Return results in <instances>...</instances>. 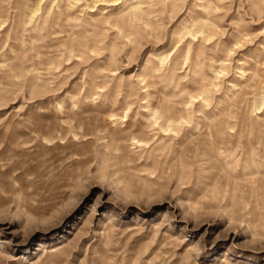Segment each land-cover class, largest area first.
<instances>
[{
    "label": "rangeland",
    "instance_id": "374dc122",
    "mask_svg": "<svg viewBox=\"0 0 264 264\" xmlns=\"http://www.w3.org/2000/svg\"><path fill=\"white\" fill-rule=\"evenodd\" d=\"M110 5L0 0V264H264V0Z\"/></svg>",
    "mask_w": 264,
    "mask_h": 264
},
{
    "label": "bare ground",
    "instance_id": "6f19581e",
    "mask_svg": "<svg viewBox=\"0 0 264 264\" xmlns=\"http://www.w3.org/2000/svg\"><path fill=\"white\" fill-rule=\"evenodd\" d=\"M101 1H103V2L108 1V2H110L111 5L115 4V2H116V0H97V2H101ZM199 2H201V1H199ZM201 6L203 8L202 13H204V14L206 13L207 14L210 11L209 10L210 6L207 3H201ZM41 8L42 7H40V6L37 7L36 9H34V8L32 9L31 8V14H32L31 15V22H32V18L35 17L40 10H42ZM202 25H203V27H205L204 28L205 29L204 30V33H205L204 38L207 41H210L211 40V33L209 32V24H208L207 20H203ZM186 34L188 36L197 38L198 31L193 26H191V27L187 28L185 35ZM199 36H200V34H199ZM180 42H181V40H179L175 44L176 45V53H177L176 55H179L180 52L183 49V45L184 44H182ZM207 44H210V43H207ZM193 49L196 50L197 48L195 47ZM195 54H196L195 55L196 58H195L194 62H195V64H197V63L201 62L202 58H201V53L200 52H197ZM159 58H160L159 61L162 63L160 65V67H161V66H163L164 61H163V57L162 56H160ZM189 58H190V53H188L186 55V59L188 60ZM174 59H175V63L173 62V64H171V69L172 70H175L176 67H177V56H175ZM240 64L243 65L245 63L243 61H241ZM156 69H158V67L153 69V72L151 73V76L156 78V79H160L161 75H158L156 73L157 72ZM195 69H196V65H195ZM225 70H226V63H221L220 68L219 69L218 68L215 69V73H216V75H220ZM240 70L243 71V68L241 67ZM246 72H247V70L243 71V73H246ZM217 77H220V76H216V78ZM212 84H213V86H217L216 83H212ZM150 86H152L150 84V82H147L146 87L150 88ZM232 87H235V85L232 84ZM147 94L149 96H151V91H148ZM208 96H209L208 92L206 90H204L203 92H201L198 95H191V100L193 99V101H195V102H200L199 98H202L204 101H208ZM146 99H148V98H146ZM145 107L148 108L147 117H149V119H151L152 125H154L157 129H159V131L162 133V135H168V136L169 135H173V134L179 132L181 129H183L184 126H187L188 123L190 122L187 117L177 116V115L174 114V110L176 109V105L173 102L165 103V102H162V101L160 102V100L158 98L155 99V100L154 99H150L149 101H147V104H146ZM111 117H116V115L113 114V115H111ZM207 127H208V134L207 135L210 138V137H212L214 135V131L211 128L210 124H208ZM197 128H200V126L197 125ZM132 139H133L134 143H138L141 146L147 143V141L145 139H138L137 137H132ZM201 143H202V146H201L200 149H201V152L204 153V152H206L207 145L212 146L213 143H215V139L212 140V141L208 140L209 144L205 143V140H204V142H201ZM195 153H197V152H195ZM181 171L183 172L185 170L181 169ZM180 176H182V175H180ZM186 176H188V174H186ZM181 178H183V176ZM44 250H46V249H44Z\"/></svg>",
    "mask_w": 264,
    "mask_h": 264
}]
</instances>
